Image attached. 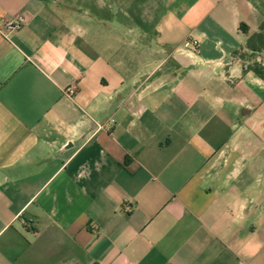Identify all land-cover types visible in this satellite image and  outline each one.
<instances>
[{
  "label": "crops",
  "instance_id": "1",
  "mask_svg": "<svg viewBox=\"0 0 264 264\" xmlns=\"http://www.w3.org/2000/svg\"><path fill=\"white\" fill-rule=\"evenodd\" d=\"M18 16L0 264H264V0H0Z\"/></svg>",
  "mask_w": 264,
  "mask_h": 264
},
{
  "label": "trees",
  "instance_id": "2",
  "mask_svg": "<svg viewBox=\"0 0 264 264\" xmlns=\"http://www.w3.org/2000/svg\"><path fill=\"white\" fill-rule=\"evenodd\" d=\"M241 31L248 34L249 28L246 25L241 26ZM247 50L254 56L264 53V23L261 26L259 33L253 35L249 38L247 45ZM249 71L255 73L259 78L264 81V65L260 63H254L248 67Z\"/></svg>",
  "mask_w": 264,
  "mask_h": 264
},
{
  "label": "built area",
  "instance_id": "3",
  "mask_svg": "<svg viewBox=\"0 0 264 264\" xmlns=\"http://www.w3.org/2000/svg\"><path fill=\"white\" fill-rule=\"evenodd\" d=\"M25 18L23 16H18L14 21L1 23L0 22V32L7 37L9 33L21 29L25 25Z\"/></svg>",
  "mask_w": 264,
  "mask_h": 264
}]
</instances>
